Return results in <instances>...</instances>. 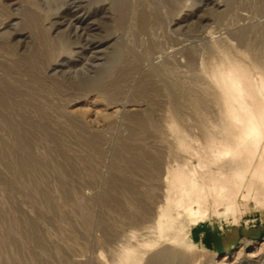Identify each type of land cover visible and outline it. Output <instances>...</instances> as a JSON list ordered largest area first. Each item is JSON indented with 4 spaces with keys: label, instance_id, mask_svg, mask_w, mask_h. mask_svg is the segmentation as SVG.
<instances>
[{
    "label": "rangeland",
    "instance_id": "obj_1",
    "mask_svg": "<svg viewBox=\"0 0 264 264\" xmlns=\"http://www.w3.org/2000/svg\"><path fill=\"white\" fill-rule=\"evenodd\" d=\"M263 168L264 0H0V264H264Z\"/></svg>",
    "mask_w": 264,
    "mask_h": 264
},
{
    "label": "bare ground",
    "instance_id": "obj_2",
    "mask_svg": "<svg viewBox=\"0 0 264 264\" xmlns=\"http://www.w3.org/2000/svg\"><path fill=\"white\" fill-rule=\"evenodd\" d=\"M250 130H247V134L249 135ZM252 131V130H251ZM236 135L240 136L239 133L235 132ZM240 138L235 139L233 142L230 144H227V146H224L222 149L218 150L214 154L213 160L220 163V164H225L228 163L230 164V169L228 171H219L217 172L218 176H221V178H224L227 175H237L239 172L242 170H245L246 168L249 167L248 162L242 158V156H245V149L241 145V142L239 141ZM264 169V168H263ZM177 180V178H176ZM180 181V180H179ZM188 183H190V188L189 190H184L182 188L186 182L180 181L179 184L182 185V189L179 193L178 201L175 205L179 207H183L186 213L189 215V217L192 218V223H196L199 218H203L204 213L199 212V202H200V197L195 195L196 192V186H195V181L193 179H188ZM229 188V183L228 182H223L219 183L218 185L213 186V190L216 194L217 197L219 198H224L227 196ZM132 197V196H131ZM146 208L144 206H137V211L144 212ZM153 229H150L148 232L155 233L157 235L156 238H152L151 240H139L134 237L132 234L128 236L127 240H132L135 244H129L123 247L118 248V254L116 256V262L115 264H137V262L140 261L142 255L145 253H141V249L145 248V250L152 248L153 245H155L161 238L162 236V224L160 222V218L157 217V221L155 222V225L152 226ZM148 234V233H147ZM145 238H149L146 237ZM151 238V237H150ZM142 239V238H141ZM144 239V238H143ZM131 243V242H129ZM189 245V244H188ZM147 252V251H146ZM166 250L162 248H158L156 251V255L153 257L151 262H155L158 259H160L162 256H164ZM174 258H169L164 260H159L156 262V264H172ZM113 263V264H114Z\"/></svg>",
    "mask_w": 264,
    "mask_h": 264
}]
</instances>
